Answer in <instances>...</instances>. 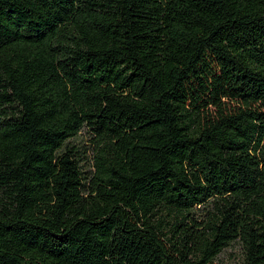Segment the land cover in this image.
Returning <instances> with one entry per match:
<instances>
[{
    "label": "trees",
    "instance_id": "1",
    "mask_svg": "<svg viewBox=\"0 0 264 264\" xmlns=\"http://www.w3.org/2000/svg\"><path fill=\"white\" fill-rule=\"evenodd\" d=\"M235 243L264 264V0H0V264Z\"/></svg>",
    "mask_w": 264,
    "mask_h": 264
},
{
    "label": "rangeland",
    "instance_id": "2",
    "mask_svg": "<svg viewBox=\"0 0 264 264\" xmlns=\"http://www.w3.org/2000/svg\"><path fill=\"white\" fill-rule=\"evenodd\" d=\"M76 142L83 144L84 147H89L86 146L88 144V137L85 133H82ZM87 155H90V153L88 152ZM84 169L87 170L88 167L86 166ZM241 258L242 251L240 249V245L236 243L223 249V251L218 256L219 262L223 264H238L241 261Z\"/></svg>",
    "mask_w": 264,
    "mask_h": 264
}]
</instances>
